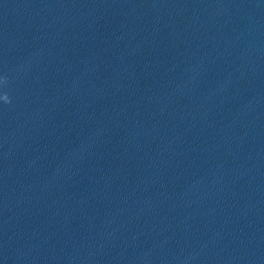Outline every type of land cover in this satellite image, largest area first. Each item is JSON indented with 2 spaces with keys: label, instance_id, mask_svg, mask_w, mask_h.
<instances>
[{
  "label": "clouds",
  "instance_id": "clouds-1",
  "mask_svg": "<svg viewBox=\"0 0 264 264\" xmlns=\"http://www.w3.org/2000/svg\"><path fill=\"white\" fill-rule=\"evenodd\" d=\"M3 99L5 100V102H7V101H8V99H9V98H8V96H7V94H6V93L4 94V96H3Z\"/></svg>",
  "mask_w": 264,
  "mask_h": 264
}]
</instances>
